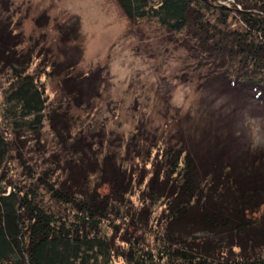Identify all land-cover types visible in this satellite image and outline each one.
<instances>
[{"label":"trees","instance_id":"16d2710c","mask_svg":"<svg viewBox=\"0 0 264 264\" xmlns=\"http://www.w3.org/2000/svg\"><path fill=\"white\" fill-rule=\"evenodd\" d=\"M118 3L130 19L187 32L199 42L200 60L209 56L205 64L213 73L224 74L237 90L250 84L264 97V19L248 12L247 28L220 27L232 7L264 9V0ZM18 44L1 23L0 75L8 69L13 75L0 105V264H264V148L224 163L221 137L209 147L217 153L210 161L195 147L170 143L159 160L164 169L135 201L127 164L106 156L96 168L79 138L63 139L72 151L65 160L40 153L36 171L22 149L32 148L31 136L39 141L47 120L62 136V121L49 115L45 87L29 72L30 51ZM16 158L28 182L8 184ZM157 204L163 206L159 214L153 212Z\"/></svg>","mask_w":264,"mask_h":264},{"label":"rangeland","instance_id":"374dc122","mask_svg":"<svg viewBox=\"0 0 264 264\" xmlns=\"http://www.w3.org/2000/svg\"><path fill=\"white\" fill-rule=\"evenodd\" d=\"M237 6L228 20L220 17L227 21L220 27L247 28L248 12L264 19L258 5ZM1 23L22 52L30 51L29 72L45 87L49 115L62 121V136L47 120L39 141L31 136L32 148L22 149L34 169L40 153L70 157L63 139L79 138L96 168L106 156L127 164L135 201L153 173L164 169L159 160L170 143L195 147L210 161L217 153L209 147L221 137L224 163L264 148V97L250 84L237 90L224 74L213 73L205 64L209 56L200 60L199 42L187 32L130 19L118 0H0ZM12 75L9 69L0 75V105ZM173 137L185 138L179 143ZM32 149L37 155L31 158ZM20 165L14 159L5 182H28ZM27 182L21 183L25 189ZM162 208L157 204L153 212Z\"/></svg>","mask_w":264,"mask_h":264}]
</instances>
